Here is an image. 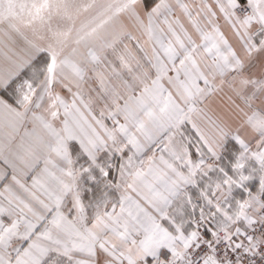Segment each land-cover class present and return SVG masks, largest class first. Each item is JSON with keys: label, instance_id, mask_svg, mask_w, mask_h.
Wrapping results in <instances>:
<instances>
[{"label": "snow or ice", "instance_id": "1", "mask_svg": "<svg viewBox=\"0 0 264 264\" xmlns=\"http://www.w3.org/2000/svg\"><path fill=\"white\" fill-rule=\"evenodd\" d=\"M0 264H264V0H0Z\"/></svg>", "mask_w": 264, "mask_h": 264}, {"label": "crops", "instance_id": "2", "mask_svg": "<svg viewBox=\"0 0 264 264\" xmlns=\"http://www.w3.org/2000/svg\"><path fill=\"white\" fill-rule=\"evenodd\" d=\"M221 23H222V27H223V22L221 21ZM224 30L227 32V28L226 27L224 28Z\"/></svg>", "mask_w": 264, "mask_h": 264}]
</instances>
